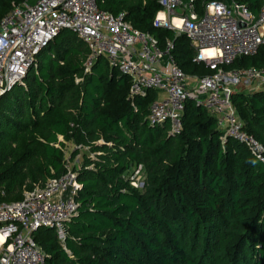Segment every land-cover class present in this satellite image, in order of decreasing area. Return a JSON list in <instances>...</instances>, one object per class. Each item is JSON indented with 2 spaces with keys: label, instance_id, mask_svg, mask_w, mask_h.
I'll return each mask as SVG.
<instances>
[{
  "label": "trees",
  "instance_id": "obj_1",
  "mask_svg": "<svg viewBox=\"0 0 264 264\" xmlns=\"http://www.w3.org/2000/svg\"><path fill=\"white\" fill-rule=\"evenodd\" d=\"M0 0V19L12 5ZM256 14L260 0H234ZM111 14L157 39L187 75L211 74L193 60L183 33L155 27L158 0H96ZM87 48L68 28L37 54L30 70L0 94V201L67 172L63 149L81 153L71 168L80 184L75 214L62 225L39 227L32 239L47 264H264V160L223 137L214 117L188 98L181 130L151 123L152 91L129 96V79L97 56L87 71ZM264 66V41L252 55L225 66ZM231 102L244 131L264 147V89L234 91ZM264 158V153H263ZM141 165L140 188L127 170Z\"/></svg>",
  "mask_w": 264,
  "mask_h": 264
},
{
  "label": "built area",
  "instance_id": "obj_2",
  "mask_svg": "<svg viewBox=\"0 0 264 264\" xmlns=\"http://www.w3.org/2000/svg\"><path fill=\"white\" fill-rule=\"evenodd\" d=\"M152 24L185 34L195 49L193 60L211 74L193 78L177 66L169 50L147 32L124 19V13L101 10L96 0H26L12 5L0 19V94L37 68L38 52L57 33L68 28L87 48L83 70L97 56L129 79V96L159 93L148 105L151 123L166 122L170 134L181 130V114L188 98L201 105L216 122L223 137L243 143L264 160L263 145L243 128L231 95L238 79L250 81L253 90L264 89V66L225 69L237 57L252 55L264 41V0L256 14L234 0H158ZM200 8V13L196 10ZM249 83V82H248ZM237 90H240L238 87ZM143 172L134 166L128 177ZM142 184V182H140ZM141 186V185H140ZM80 187L74 172L47 179L22 193L18 201H0V264H47L32 239L39 227L52 228L62 241V225L76 212L73 195Z\"/></svg>",
  "mask_w": 264,
  "mask_h": 264
},
{
  "label": "rangeland",
  "instance_id": "obj_3",
  "mask_svg": "<svg viewBox=\"0 0 264 264\" xmlns=\"http://www.w3.org/2000/svg\"><path fill=\"white\" fill-rule=\"evenodd\" d=\"M249 82V83H248ZM245 82L242 79H238L236 85L234 86L236 88V91H238V87L241 90H244L246 92H251L253 91V88L256 86L255 84H252L250 81ZM74 145L71 142H66L65 147L63 149V155H64V159L66 160V166L68 170H71V168L73 167H78L81 163V153L82 151H84V149H79V153L73 157L72 159H68L70 152L74 149ZM133 169V166H131L127 172H126V177L130 176V171ZM144 178V173L141 171L138 175L135 176V187L136 188H140V182H142Z\"/></svg>",
  "mask_w": 264,
  "mask_h": 264
},
{
  "label": "crops",
  "instance_id": "obj_4",
  "mask_svg": "<svg viewBox=\"0 0 264 264\" xmlns=\"http://www.w3.org/2000/svg\"><path fill=\"white\" fill-rule=\"evenodd\" d=\"M196 10H197V12L198 13H200V8H199V6L198 5H196ZM187 75V74H186ZM188 77H189V81H190V84H192L193 83V78H195L196 76L195 75H187ZM238 91H242V92H244V93H248V92H246V91H244V90H238ZM153 94H154V98L153 99H155V98H157V97H159L160 96V94L159 93H155V92H153ZM57 237V236H56ZM58 239V238H57ZM59 240V239H58ZM60 241V240H59Z\"/></svg>",
  "mask_w": 264,
  "mask_h": 264
}]
</instances>
